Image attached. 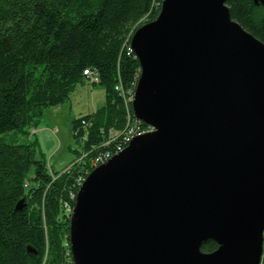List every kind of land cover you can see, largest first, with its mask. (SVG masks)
Wrapping results in <instances>:
<instances>
[{
    "label": "water",
    "instance_id": "obj_1",
    "mask_svg": "<svg viewBox=\"0 0 264 264\" xmlns=\"http://www.w3.org/2000/svg\"><path fill=\"white\" fill-rule=\"evenodd\" d=\"M228 1L162 0L132 34L131 109L150 131L79 187L72 264L261 263L264 44L231 19ZM207 241L217 249L202 252Z\"/></svg>",
    "mask_w": 264,
    "mask_h": 264
},
{
    "label": "trees",
    "instance_id": "obj_2",
    "mask_svg": "<svg viewBox=\"0 0 264 264\" xmlns=\"http://www.w3.org/2000/svg\"><path fill=\"white\" fill-rule=\"evenodd\" d=\"M161 3L0 0V264L66 263L79 184L98 157L117 151L121 138L112 133L122 134L133 119L123 97L134 92L140 71L130 38L158 16ZM227 6L231 19L264 44V6L251 0ZM87 70L98 75L92 86L104 88V103L73 120L74 159L66 170L49 172L43 155L37 158L36 141L20 140L36 129L44 110L64 105L86 84ZM216 249L212 241L201 246L205 253Z\"/></svg>",
    "mask_w": 264,
    "mask_h": 264
},
{
    "label": "rangeland",
    "instance_id": "obj_3",
    "mask_svg": "<svg viewBox=\"0 0 264 264\" xmlns=\"http://www.w3.org/2000/svg\"><path fill=\"white\" fill-rule=\"evenodd\" d=\"M104 100L103 87L78 85L70 100L60 106V112L56 108L44 110L36 129L30 130L28 137L20 142L36 141L37 158L43 155L49 172H62L74 159L72 150L79 148L73 139V120L94 113Z\"/></svg>",
    "mask_w": 264,
    "mask_h": 264
},
{
    "label": "built area",
    "instance_id": "obj_4",
    "mask_svg": "<svg viewBox=\"0 0 264 264\" xmlns=\"http://www.w3.org/2000/svg\"><path fill=\"white\" fill-rule=\"evenodd\" d=\"M83 75H85V77L87 78L86 83L88 85H92V84L98 82V75L96 73L92 72V71H88V70L84 71ZM116 90H118L117 87H116ZM133 94H134V92L133 93H127L128 97H126L125 94L123 95V97L126 99V102L128 104H130V105H131V102L133 100ZM132 117H133V119H131L129 117L128 126H127V128L125 129V131L122 134H117L115 132L112 133V136L121 138L120 139L121 143H120L119 147L117 148V151L115 153H113V154L107 152V153L101 155L100 157H98L93 163V169L98 167L99 165L107 162L115 154H117V153L121 152L122 150H124L127 147V145L129 144V142L131 141L132 138L137 137V136H141L144 133L150 131V128H148V127L144 128V127L141 126V123L134 118L133 113H132ZM83 181L79 184V187L81 186ZM24 187H27V182H25ZM67 257L68 258H67V261H66L65 264H72L70 253H67Z\"/></svg>",
    "mask_w": 264,
    "mask_h": 264
},
{
    "label": "crops",
    "instance_id": "obj_5",
    "mask_svg": "<svg viewBox=\"0 0 264 264\" xmlns=\"http://www.w3.org/2000/svg\"><path fill=\"white\" fill-rule=\"evenodd\" d=\"M56 110L60 112L61 111V108L60 107H57Z\"/></svg>",
    "mask_w": 264,
    "mask_h": 264
}]
</instances>
